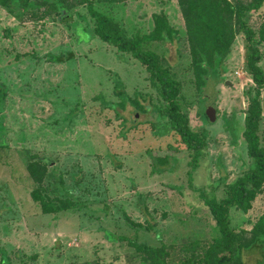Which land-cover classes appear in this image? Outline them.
Wrapping results in <instances>:
<instances>
[{
	"label": "rangeland",
	"instance_id": "1",
	"mask_svg": "<svg viewBox=\"0 0 264 264\" xmlns=\"http://www.w3.org/2000/svg\"><path fill=\"white\" fill-rule=\"evenodd\" d=\"M131 36H148L164 14L177 36L146 42L181 83L178 103L204 136L203 156L164 125L159 89L130 54L102 42L82 0H13L0 6V258L4 264H146L128 242L165 246L169 264H194L218 236L200 193L222 199L253 167L243 139L255 87L238 34L223 66L197 86L178 0H93ZM258 31L264 6L247 15ZM58 57L63 62H56ZM264 71L263 58L259 64ZM239 73L241 75H239ZM263 118L259 136L264 148ZM215 115V121L210 117ZM47 166L42 186L27 166ZM61 211L45 213L32 193ZM264 214V189L238 232ZM125 238L127 241H123ZM245 264H264L257 249Z\"/></svg>",
	"mask_w": 264,
	"mask_h": 264
},
{
	"label": "trees",
	"instance_id": "2",
	"mask_svg": "<svg viewBox=\"0 0 264 264\" xmlns=\"http://www.w3.org/2000/svg\"><path fill=\"white\" fill-rule=\"evenodd\" d=\"M13 0H0V6L6 7ZM119 0H110L115 2ZM90 18L95 23L94 34L104 43L115 46L119 52L130 54L146 68L150 80L158 86L164 104L161 114L164 125L174 128L182 143L193 152L191 172L196 171L203 156L204 136L194 131L185 118L178 103L181 83L175 79L163 59L156 52L145 49L151 41L173 40L177 32L164 14L154 15V29L148 36L129 37L123 25L95 8L93 0H82ZM187 28L188 43L192 65L197 72V86L206 85L203 79L210 70L221 67L231 54L233 42L238 34L246 40V70L252 77L255 87L245 91L248 108L245 112L243 139L247 153L253 161V167L226 185L225 197L218 200L200 193V197L213 218L218 236L207 247L200 259L194 264H245L242 253L257 249L264 258V214L256 221L251 230L236 231L231 223L233 210L247 213L253 201L264 189V148L259 136L263 118L262 96L264 90V71L259 64L263 58L264 22L258 31L249 24L247 15L258 12L264 6V0H178ZM56 62H63L55 58ZM5 92L0 87V100ZM32 180L42 186L47 166L41 162H30L27 166ZM34 201L39 202L45 213H57L61 205L45 202L39 188L33 191ZM127 241L125 238H121ZM128 245L141 255L146 264H169L168 252L164 245L151 247L147 244L128 242ZM0 264L4 262L0 258Z\"/></svg>",
	"mask_w": 264,
	"mask_h": 264
},
{
	"label": "water",
	"instance_id": "3",
	"mask_svg": "<svg viewBox=\"0 0 264 264\" xmlns=\"http://www.w3.org/2000/svg\"><path fill=\"white\" fill-rule=\"evenodd\" d=\"M210 120L214 122L215 121V115L213 117H210Z\"/></svg>",
	"mask_w": 264,
	"mask_h": 264
},
{
	"label": "built area",
	"instance_id": "4",
	"mask_svg": "<svg viewBox=\"0 0 264 264\" xmlns=\"http://www.w3.org/2000/svg\"><path fill=\"white\" fill-rule=\"evenodd\" d=\"M239 75H241V74L239 73Z\"/></svg>",
	"mask_w": 264,
	"mask_h": 264
}]
</instances>
